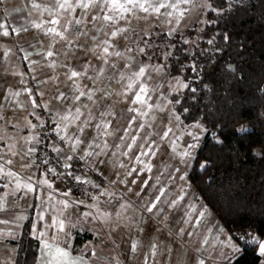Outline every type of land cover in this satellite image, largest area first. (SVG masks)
Instances as JSON below:
<instances>
[{"label":"crops","instance_id":"obj_1","mask_svg":"<svg viewBox=\"0 0 264 264\" xmlns=\"http://www.w3.org/2000/svg\"><path fill=\"white\" fill-rule=\"evenodd\" d=\"M149 2L155 8L178 0ZM152 8L117 10L111 0H0V264H16L28 220L30 236L39 242L36 264H54L56 248L91 264L95 256L76 251V237L89 233L85 246L93 241L95 208L115 194L139 203L138 222L125 227L136 233L127 254L132 263L235 264L242 254L188 177L205 125L195 124L192 132L186 125L184 134L173 126L180 120L167 113L170 120L162 125L159 119L151 130L171 95L164 94V79L142 60L138 46L152 35L172 37L195 25L202 11L197 0ZM46 112L58 118L68 149L105 179L95 196L80 200L33 168ZM178 203L185 204L181 213L174 209ZM171 208L172 222H149Z\"/></svg>","mask_w":264,"mask_h":264},{"label":"trees","instance_id":"obj_2","mask_svg":"<svg viewBox=\"0 0 264 264\" xmlns=\"http://www.w3.org/2000/svg\"><path fill=\"white\" fill-rule=\"evenodd\" d=\"M206 1L202 23L141 43L187 84L171 95L182 124L202 123L209 133L188 174L192 189L242 247L234 263L259 264L250 241L264 238V0ZM30 225L16 264H36ZM91 239L80 234L75 247Z\"/></svg>","mask_w":264,"mask_h":264},{"label":"rangeland","instance_id":"obj_3","mask_svg":"<svg viewBox=\"0 0 264 264\" xmlns=\"http://www.w3.org/2000/svg\"><path fill=\"white\" fill-rule=\"evenodd\" d=\"M197 6L200 7L202 14H204L205 10H208L210 8V4L206 0H197ZM200 23H202V20L198 21L196 24H200ZM193 26H190L188 29L192 28ZM138 38L139 37H137L136 35L132 37L131 40L133 41L132 43L135 44ZM138 48L140 50L139 55L141 56L142 60L145 63H147V65L149 64L153 65L155 67V71L157 72V76H159L158 74H161V78L164 79V82L161 87L164 90V94L166 96H170L174 93L180 94L186 88L187 84L181 78L170 77L168 67L164 65L162 62L158 63V61L156 60L157 56L152 59V57L149 54H146V50L149 49V47H147V45L144 44V42L143 43L140 42ZM170 100H171V96H170ZM168 106L171 110H167L169 108H166L162 116L160 114L159 117L153 118L154 120L152 121V123L154 121L155 122L154 125H152L151 127L152 133H154L155 129L159 127V122H158L159 119L163 121L162 125L166 124V122L170 120L171 117L167 115V113L172 114L173 117H176L180 120L178 126L177 124H173V126H176L177 131L179 132L183 131L182 133H184L185 131L184 128L186 125L182 124L180 116L175 111L174 103L171 101L168 103ZM164 113L166 114L165 116ZM140 120H143V118ZM195 126L196 125H188L187 129L189 130V132H192ZM208 135L209 133L207 132L206 136L201 141V145L204 139ZM180 139L181 141H183L182 138ZM145 147L143 149L144 151L147 148ZM193 198H196V196ZM170 199L171 198L167 200L169 201ZM135 200L138 199L130 200L122 196L118 197L117 194H115L114 197L110 199L107 198L104 199L103 201L98 202L99 204L95 208L97 212L96 223H98V225H96V229L94 230L93 241L90 242L88 246H85V243L83 242L75 247L77 251H82L87 255L95 256L96 260L92 261L91 264H135L129 261L127 254H128V250L130 249L129 242L131 241V239H133L136 233L134 234V231H132L130 235L129 230L125 229V227H127L128 224H130L131 222H138L139 220L138 219L139 203L138 202L136 203ZM167 204L171 205L170 202H168ZM184 205L182 204L180 206V203H178L176 204V207L174 209L179 210L180 207L179 212L181 213L185 209L183 207ZM171 210L172 208L169 210V212L166 215L163 216L161 220L160 218L157 219L154 216L149 218V222L155 223L157 221L158 222L162 221L166 224L172 222L173 219H171L172 217ZM98 211L101 213L99 214ZM187 213L188 212H186L185 214ZM177 235H178L177 237L179 238L180 234Z\"/></svg>","mask_w":264,"mask_h":264},{"label":"built area","instance_id":"obj_4","mask_svg":"<svg viewBox=\"0 0 264 264\" xmlns=\"http://www.w3.org/2000/svg\"><path fill=\"white\" fill-rule=\"evenodd\" d=\"M53 113L46 112L39 127L31 163L35 170L49 176L70 189L80 200L95 196L106 181L89 168L83 158L71 152L66 140L58 131L59 120ZM84 177H81L82 173Z\"/></svg>","mask_w":264,"mask_h":264},{"label":"snow or ice","instance_id":"obj_5","mask_svg":"<svg viewBox=\"0 0 264 264\" xmlns=\"http://www.w3.org/2000/svg\"><path fill=\"white\" fill-rule=\"evenodd\" d=\"M179 2H181V0H178L177 4L175 5H170V4H165V3H161L159 4L157 7L152 8V4L149 2V0H126L125 3H120L119 0H111L112 3V7L114 9L117 10H123V11H127V5H132V7H138L141 10H143L144 12H148L150 8H152L153 11L158 12L160 7H173V8H178L179 7ZM182 2H188V0H182ZM147 4V7L145 6ZM63 6V5H62ZM181 16H183V12L180 13ZM105 19H108V17H105ZM55 23V21H54ZM5 35H7L8 33L5 31L4 33ZM49 55H51V53H49ZM143 74V69L141 70V75ZM76 73H73V76H75ZM141 91H144V89H141ZM137 101L140 100V97L137 96L136 97ZM9 175H12L11 173H9ZM45 183H47V181H45ZM29 190H31L30 186ZM49 187H51V185H49ZM250 243L252 244H256L259 247V254L264 257V242L260 241V240H256V239H252L250 241ZM45 247L47 248L48 245L46 244ZM233 250L234 251H239V249L235 246H233ZM56 252V261L54 262V264H83V261L79 258H72L70 253L67 252L64 249L61 248H56L55 250ZM49 264H53V262H49Z\"/></svg>","mask_w":264,"mask_h":264}]
</instances>
